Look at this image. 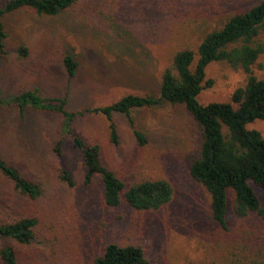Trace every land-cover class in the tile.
<instances>
[{"label":"rangeland","instance_id":"1","mask_svg":"<svg viewBox=\"0 0 264 264\" xmlns=\"http://www.w3.org/2000/svg\"><path fill=\"white\" fill-rule=\"evenodd\" d=\"M220 1L77 0L56 15L22 8L3 17L7 38L0 60V156L41 189L31 199L0 173V223L24 216L38 219L33 242L0 239V245L14 247L16 264H90L110 242L142 245L150 264H237L235 259L248 264L249 259H264V215L235 219L227 229L211 219L209 196L189 174L200 131L182 106L134 110L136 126L147 136L143 146L136 144L123 116L115 119L116 146L109 140L104 116L85 114L73 122L85 144L99 145L105 166L125 175L169 180L170 202L155 211H139L125 204L104 205L98 175L84 183L81 152L70 135L60 133L59 113L26 108L20 115L11 101L32 87L46 97L67 93L71 111L106 105L128 93L157 95L161 72L176 50H196L227 13L253 0H232L224 6ZM196 20L202 22L198 28ZM21 45L27 49L25 56L17 55ZM65 49L78 62L70 81L62 64ZM253 69L264 73V54ZM206 77L213 84L201 91L202 103L228 101L244 81L241 70L216 62L208 65ZM248 128L264 135L262 120ZM64 169L73 186L60 178Z\"/></svg>","mask_w":264,"mask_h":264},{"label":"trees","instance_id":"2","mask_svg":"<svg viewBox=\"0 0 264 264\" xmlns=\"http://www.w3.org/2000/svg\"><path fill=\"white\" fill-rule=\"evenodd\" d=\"M231 1L221 0L218 5L224 6ZM75 2L77 0H6L0 5V60L5 54L7 38L4 16L22 8L32 9L37 14L56 15ZM227 14L218 28L204 34L196 50L185 47L173 53L170 64L161 72L157 95L128 93L106 105L71 111L67 108V93L46 97L40 94L38 87H32L21 90L11 101L16 104L20 115L26 108L59 113L62 118L60 133L70 135L73 146L81 152L84 183L90 184L98 175L104 205L114 207L125 204L139 211H155L170 202L173 188L169 180L143 173L125 175L105 166L100 158L99 145L85 144L74 129L73 122L85 114L104 116L109 140L116 146L119 135L115 119L123 116L132 130L134 141L143 146L147 136L137 128L134 110L162 104L182 106L200 131V146L190 161L189 174L209 196L211 219L221 229H227L235 219L252 215L262 217L264 135L255 128H248V124L264 121V73L257 74L253 69L264 54V0H253L250 6L235 8ZM197 20L195 28L202 25ZM26 54V47L19 46L17 55ZM213 62L241 70L244 81L233 90L228 101L202 103L201 91L213 84V79L206 77L207 67ZM62 64L67 80H72L77 74L78 62L68 49H65ZM60 145L59 139L54 145L55 152H60ZM0 173L27 197L35 199L40 196L39 184L24 176L19 168L1 156ZM60 178L69 186L74 185L67 170L60 173ZM37 225L38 219L34 216L0 223V239L29 244L36 238ZM0 260L3 264H16L14 247L2 243ZM235 260L239 264V259ZM90 264H150V261L140 244L110 242L92 258ZM248 264H264V259H249Z\"/></svg>","mask_w":264,"mask_h":264}]
</instances>
